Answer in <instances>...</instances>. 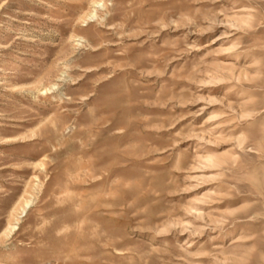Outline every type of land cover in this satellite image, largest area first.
Masks as SVG:
<instances>
[{"label": "rangeland", "instance_id": "374dc122", "mask_svg": "<svg viewBox=\"0 0 264 264\" xmlns=\"http://www.w3.org/2000/svg\"><path fill=\"white\" fill-rule=\"evenodd\" d=\"M0 264H264V0H0Z\"/></svg>", "mask_w": 264, "mask_h": 264}]
</instances>
